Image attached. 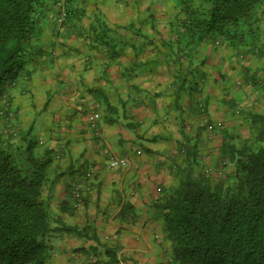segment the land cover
I'll return each instance as SVG.
<instances>
[{
	"label": "crops",
	"instance_id": "obj_1",
	"mask_svg": "<svg viewBox=\"0 0 264 264\" xmlns=\"http://www.w3.org/2000/svg\"><path fill=\"white\" fill-rule=\"evenodd\" d=\"M89 2L94 8L81 5L74 27L60 25L52 14L41 17L25 70L3 92L12 114L0 119V130L13 144L36 141V151L49 152L61 173L48 193L53 221L47 264H87L110 243L116 264H166L169 244L157 191L175 183L177 168L193 153L200 158L210 151L201 133L219 130L207 132L202 118L229 119V99L217 97L231 88L218 80L217 67L199 65L206 75L198 97L208 111L200 110L186 84L181 90L182 77L199 63H186L183 48L171 42L176 12L167 1L162 10L161 0ZM92 22L97 31L107 24L108 46L92 35ZM108 108L112 123L105 120ZM94 112L100 114L99 136L88 125ZM107 149L128 164L109 168ZM88 170L92 177L85 180ZM76 185L79 200L72 194Z\"/></svg>",
	"mask_w": 264,
	"mask_h": 264
},
{
	"label": "trees",
	"instance_id": "obj_2",
	"mask_svg": "<svg viewBox=\"0 0 264 264\" xmlns=\"http://www.w3.org/2000/svg\"><path fill=\"white\" fill-rule=\"evenodd\" d=\"M197 1L198 9L185 1L186 19L181 21L184 30L171 41L173 44L186 45L191 38L192 48L218 38L230 46L259 43L258 12L264 9V0ZM81 2L0 0V111L6 112L0 113V119L11 112L5 106L6 101L11 105L10 100L3 97V92L25 70L41 17L57 13L61 6L66 12L63 25L74 27V20L83 15ZM98 25L99 31L96 23L90 24L91 33L101 46H108L110 29L102 22ZM199 65L196 72L182 77L181 90L186 84L206 113L207 105L198 97L206 74L199 73ZM227 103L236 107L231 100ZM110 111H106L109 117L105 114L108 123L115 120ZM208 121L212 122L210 118ZM245 121L247 138L231 134L229 128L222 131L219 156L233 165L228 187L220 177L195 173L201 163L192 159L177 168L176 184L168 187L159 200L162 230L170 244V264H264V112L250 110ZM211 127L218 128L215 123ZM5 134L0 130V264H47L52 248L47 236L53 221L48 193L61 173L52 167L49 152L36 151V141L13 144ZM185 150L189 156L191 150ZM106 252L110 253L107 259L95 264L118 262L113 249Z\"/></svg>",
	"mask_w": 264,
	"mask_h": 264
},
{
	"label": "rangeland",
	"instance_id": "obj_3",
	"mask_svg": "<svg viewBox=\"0 0 264 264\" xmlns=\"http://www.w3.org/2000/svg\"><path fill=\"white\" fill-rule=\"evenodd\" d=\"M89 1L90 0H82L80 6L82 5L87 7L89 10H92L90 8H94V5ZM166 1L168 6H172L173 9H171V11L176 12V22L172 23L170 26L172 36L176 40L179 33L183 32L184 30L182 22L186 19V14L184 12L186 0H161V3L159 5L162 7H159V10H162V4ZM189 1L190 7H192L193 5V7L198 9L199 2L197 0ZM56 11L58 12L52 14V16L57 20V18L62 14L64 10L63 7L58 6ZM258 17L260 18V41L259 43L256 42V45L254 46H230L227 45V43H225L221 38L206 42L203 41L195 45L194 48H192L191 46L192 43H194L192 42V38L189 43H186V45L185 42H182V44L178 45L179 48H183L185 61L187 60L186 63L189 64L191 62H198L201 63L202 66L211 65L217 67L216 75H218V80H222V82L224 84L226 83V85L229 84L231 88L228 95L224 94L223 92L221 94V97L220 94L217 97L219 98L218 100L224 98V100L229 99L235 102V108L229 105L230 111L232 113L231 116L225 122L221 119L215 120L214 123L218 126V128L216 129L219 131L215 132L213 135L209 136L207 135V133H205V131H201V136L205 139L203 143H209L207 145L204 144V147L208 148L210 151H208L206 154L201 153V157L198 158L200 154L198 149V157L195 156L196 152L193 153L192 157L193 159H195V161L199 160L201 163L200 167H195V173H197L198 171H203L213 177H220V179H222L221 181L225 183V187H228L230 185L229 174L233 172V165L231 163H228L227 160L226 162H223L221 160L219 156V150L213 151V148L220 147L222 145L223 137L221 135V129L229 128L231 134L236 136L240 134L243 139L247 138V136H249V129L248 123L245 121L246 113L250 110L264 112V9L259 10ZM195 50H197L198 56L196 58H192V53L195 54ZM200 51H202V53H199ZM211 51L214 52V56L211 55ZM243 95L245 96L244 100L238 101V99H242ZM227 96H230V98H228ZM201 100L203 101V99ZM217 106L219 107L224 105L218 103ZM202 120H204L205 123L203 124V128L206 127L207 132H214V130H216L215 128L211 127L214 123H209L208 116H204ZM217 135H219V137L216 139ZM199 141L200 139L198 140V142ZM214 141H217L219 144L215 146ZM108 151L118 155L114 151H111V149H108ZM106 155L108 156L107 153ZM190 155H192V152L190 153ZM193 161L194 160H192V162ZM210 167L212 168V171L210 169L211 173H207L206 171ZM176 181L177 176L175 177V182ZM157 192L162 193V195L158 198L157 202H159L164 194V191L162 192L161 190H158ZM112 244L114 243H110L107 247L103 246V251L90 257V262H88L87 264H95L97 260H106V254L108 253L106 252L107 249H113V251H115V248L112 246ZM166 250L167 252L168 250H170V244L167 246ZM103 254L106 257L100 258V255L103 256ZM166 264H170V262L168 261L166 262Z\"/></svg>",
	"mask_w": 264,
	"mask_h": 264
},
{
	"label": "built area",
	"instance_id": "obj_4",
	"mask_svg": "<svg viewBox=\"0 0 264 264\" xmlns=\"http://www.w3.org/2000/svg\"><path fill=\"white\" fill-rule=\"evenodd\" d=\"M66 21V12L65 10L62 12V14L57 18V22L62 25ZM5 106L8 107L9 111L11 108V105L9 104L8 101H6ZM8 111V112H9ZM6 113L4 111H0V113ZM12 112L9 113V116H11ZM100 121V114L98 112H94L91 114L88 120V125L89 127L96 133V135H100L101 128L99 125ZM106 153L108 154V159H107V165L111 169L119 168V167H125L128 164V160L125 157H121L119 155L113 154L108 149L106 150ZM207 171H210V168L207 169ZM84 179H90L92 177V172L90 170L86 171L84 173ZM83 183V182H82ZM73 198L74 199H80L81 192L79 190V186H75L72 190Z\"/></svg>",
	"mask_w": 264,
	"mask_h": 264
}]
</instances>
